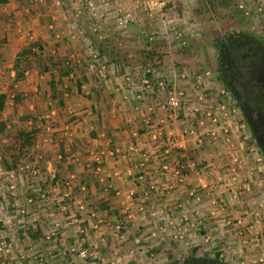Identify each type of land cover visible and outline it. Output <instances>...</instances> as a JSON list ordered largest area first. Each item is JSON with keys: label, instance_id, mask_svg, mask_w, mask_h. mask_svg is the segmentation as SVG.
I'll use <instances>...</instances> for the list:
<instances>
[{"label": "rangeland", "instance_id": "obj_1", "mask_svg": "<svg viewBox=\"0 0 264 264\" xmlns=\"http://www.w3.org/2000/svg\"><path fill=\"white\" fill-rule=\"evenodd\" d=\"M18 1L13 0V4ZM77 1L65 0L63 13L66 15L68 12V18L76 23L72 24L69 19L72 27L80 31L81 35L85 34V41L81 39L85 53L88 44L106 55L110 65L107 77L110 74L113 76L112 60L120 63L123 67L119 73L121 78L128 74L135 79V86L128 89L131 97L137 100V96H141L142 102L149 93L159 91V80L168 81L169 91L158 93L165 100L172 90L182 93L180 99L186 105L185 110L178 117L175 115L174 119L185 120V125L187 121L184 127L187 135L196 143H202L203 147L209 148L217 143L225 146L224 151L231 159L237 151L247 154V177L243 180V186L235 190L237 193H232L233 185L226 187L227 193L231 195L229 199L223 196L222 200L216 196L215 189H212L202 216L196 213L198 202L191 203L192 213L179 202L175 204L178 207L174 210H170L165 203L158 210L152 207L151 201H132L129 208L126 203H114L113 207L117 209L110 211V215H97L105 210L107 204L100 203L98 208L89 205L87 184L80 182L82 180L78 176L82 174L72 171L78 156L73 157L72 152L59 153L61 159L58 163L53 152L46 151L45 148L43 151L37 149L38 145L43 147L44 143L38 138L39 127H36V122L42 124L38 118H34L33 113L29 114L31 111L28 113L26 105L31 96L23 97L21 92L16 102L19 107L5 104L0 110V247L10 248L8 245L12 244L9 252L5 249L0 251V264H166L167 261L192 251L215 254L233 264H264V241L259 244L253 240L245 242L233 231L234 218L231 217L239 202L237 195L239 199L249 195L247 199L253 208L244 207L251 213H256L255 220L264 218V163L258 161L261 157L249 140L245 122L225 85L223 74L230 47L246 41L264 44V0H162L166 2V7L155 8L151 17L143 11L135 10V3L138 1V4H142L145 0H126L125 10L139 17L137 23H132L126 29L115 24V20L122 16L118 11L124 9V5L122 7V4L111 0L112 9L108 19L102 18L99 26L94 25L90 29L87 24L92 20L96 23L97 20L86 9L76 16L74 7ZM37 3L40 4H32ZM241 4L243 8L240 7ZM48 6L46 11L36 9L37 13L42 16L48 14ZM53 11L51 9V13ZM85 19H89L87 24L80 25L79 21ZM100 34H105L107 41H111L98 42ZM2 49H5L3 45L0 47V58L4 53ZM48 58L56 59L52 55ZM87 60H90L89 57ZM26 61L23 64L25 69L29 65L42 68L41 57L30 55ZM85 66L86 63L83 67ZM63 67L64 63L61 65L62 70ZM74 67L76 72L72 89H65L60 80V92L57 84L52 86L49 98L56 100L59 108L60 98L64 94L74 97L73 99H86L89 96L87 84H84L89 80L85 75L86 71L82 70L83 67ZM143 69L155 70L159 74L156 79L145 78L149 81L150 90L144 86L141 74ZM99 80V76H96L95 81ZM82 86L85 88L82 89ZM146 89L148 92L144 91ZM3 96L6 102L8 96L6 93ZM44 100L47 101L46 94L40 101L43 104L36 109V115L50 114L53 111ZM222 106L226 107L225 112H230L231 120L224 117L225 113L221 114ZM169 114L172 116V112L169 111ZM216 117L218 121L214 122ZM234 119L239 123L240 129L234 133L233 138H225V128L235 131L232 125L235 124ZM146 121L150 123L148 116ZM225 121L227 124L224 128ZM212 131L219 135L216 140L210 136ZM33 134L35 136L28 141L27 136ZM227 139L231 140L228 142ZM180 149L182 148L176 149L177 153ZM178 159L179 157L177 162ZM166 161L165 158L164 162ZM79 162L85 170L83 162ZM89 164L96 166L94 159L89 160ZM25 166L30 169L24 168ZM211 172L209 169L206 174ZM69 175L75 176L77 182L74 181L69 197L65 198L63 183ZM131 191L134 190H130L128 196L134 199L135 195L131 196ZM220 208H223L226 215L222 219L226 220L221 224L223 229L211 231L209 223H214L216 218L213 213ZM250 235L252 238L257 237V240H264L263 226ZM242 236L245 239V235ZM248 246L259 250L258 254L245 256L248 254ZM236 247L242 251L241 255L229 250L237 249ZM84 251L86 257L81 256Z\"/></svg>", "mask_w": 264, "mask_h": 264}, {"label": "crops", "instance_id": "obj_2", "mask_svg": "<svg viewBox=\"0 0 264 264\" xmlns=\"http://www.w3.org/2000/svg\"><path fill=\"white\" fill-rule=\"evenodd\" d=\"M58 1L60 5H57V0H19L17 4H13V0H8L7 3L0 4V47L2 45L5 47L2 49L4 53L0 58V95L7 94L6 106L17 107L19 105H16V102L21 92H23L21 94L23 97L31 96L26 105L28 113L31 111L29 114L33 113L34 118H38L42 124L36 122V127L37 125L39 127L38 138H41L44 143L43 147L38 145L37 149L50 150L58 163L61 159L59 153L72 152L73 157L78 156L73 164L75 170H71L82 174L78 177H80L79 180H82L80 182L87 184L89 189V205L98 208L100 203L107 204L105 210L98 212L97 215H110L117 209V207H113V204L118 202H121L122 205L126 203L129 208L132 201H151L152 207H156L158 210L164 203L169 205L170 210H174L178 207L175 204L179 202L185 209L189 208L188 212L193 213L191 203L198 201L190 197L192 193H195V196L200 198L196 213L202 216L205 202L209 200L212 189H215L216 196L221 199L223 196L226 199L231 198L226 189L228 185H233L232 193H237L235 190L237 191L239 186H243L245 183L243 180H246L247 177V154L245 156L240 151L235 152L233 155L241 160V164H234L233 158L231 159L230 155L225 153V146H220L217 143L208 148L203 147L202 143H196L192 137L187 135L188 132L184 128L187 121L185 125V120H176L171 117L169 110L164 106L165 98L160 96L159 91L155 90L149 93L145 101L137 102L136 98L131 97L128 86L124 85L123 78L119 75L123 68L120 63L112 60L113 76L110 74L109 77L103 79L96 65L92 67L91 59L89 60L90 64L85 50L83 51L82 41H85V34L81 35L80 31L72 27V24L76 23L68 18V12L66 15L63 13L65 0ZM79 1L77 3H80ZM115 1L122 4V7L124 5V9L127 7L126 0ZM34 2L40 4L33 5ZM49 3L51 4L48 6ZM138 3L137 1L135 4ZM47 6L49 12L46 14L47 16L37 13L36 9L45 10ZM50 8L55 11L51 13ZM88 20L79 21V24H87ZM93 22L94 20L89 22L87 28L91 29V26L101 24ZM107 38L105 34H100L98 42L111 41H107ZM27 40H33V42H27ZM5 42L6 44H4ZM32 44L41 47V50L34 52V55L41 57L42 68L29 65V68L24 71V76L17 80L14 70L16 60L20 53ZM51 55L56 59L48 58ZM84 62L86 63L85 67H83ZM63 63L62 70L60 65ZM74 65L83 67L82 70L86 71L85 75L89 80L84 84H87L89 96L86 99H73L74 97L64 94L60 98L61 108H59L56 100L52 101L49 98L52 86L57 84V90L60 92L58 89L61 86L58 81L60 80L64 83L65 89H72L76 72ZM96 76L101 79L99 82L95 81ZM59 77L61 78L59 79ZM84 88L85 86H82V89ZM61 91L63 90L61 89ZM45 94L47 101L44 100V102L51 106L53 111L50 114L36 115V109L43 104L40 101ZM30 99H32L31 102ZM53 107L56 108L53 109ZM146 116L150 123H147ZM29 123L32 125V122ZM158 132H161L162 136L156 140L154 134ZM112 147L118 149L119 153L111 156L110 149ZM178 148L182 149L177 153L176 149ZM238 148L243 150L242 147ZM96 156L102 158L101 164L99 166L96 163V166L92 167L89 160ZM178 157L181 162L179 159L178 162L176 161ZM165 158L166 162H164ZM144 160L147 161V169L141 171L137 169V164ZM79 161L83 162L85 170L78 164ZM178 163L186 166L187 178L184 183H179L174 174ZM98 166L100 171L95 170ZM234 168L237 169V173H232ZM209 169L212 172L206 174ZM70 176L72 175L67 178ZM75 180L77 182V179ZM130 190L136 192L134 199H130L128 196ZM248 197L250 196L246 195L239 199V195L236 196L239 202L237 201V206L232 212L233 231L245 242L253 240L259 244L264 240H257V237L252 238L250 234L255 230L262 229V226L264 228V218L255 220L254 214L256 213L246 210L244 206L249 209L253 208L250 206L251 202L247 199ZM189 199L192 202L188 205ZM213 215L216 219H214V223H209L212 229L210 230H222L221 224L226 221L222 220L226 216L223 208L215 210ZM236 221H238L237 224ZM216 224L219 226L218 228ZM243 234L245 239H243ZM236 248L229 250L241 255L242 251L238 247ZM246 248L248 254L245 256L248 257L255 256L259 252L254 249L255 247L249 248L248 246Z\"/></svg>", "mask_w": 264, "mask_h": 264}, {"label": "flooded vegetation", "instance_id": "obj_3", "mask_svg": "<svg viewBox=\"0 0 264 264\" xmlns=\"http://www.w3.org/2000/svg\"><path fill=\"white\" fill-rule=\"evenodd\" d=\"M225 61V85L245 122L249 140L264 163V44L259 41L237 43L229 48ZM166 264L233 263L215 254L192 251Z\"/></svg>", "mask_w": 264, "mask_h": 264}, {"label": "built area", "instance_id": "obj_4", "mask_svg": "<svg viewBox=\"0 0 264 264\" xmlns=\"http://www.w3.org/2000/svg\"><path fill=\"white\" fill-rule=\"evenodd\" d=\"M57 2H58L57 5H60V2L59 1H57ZM165 7H166L165 1H162V0H145L142 4H137L135 10L143 11L144 14L151 17L153 15V10L155 8L163 9ZM240 7L243 8L244 7L243 4H241ZM74 9L77 13L76 16H79L80 14H82L83 9H86L89 12H91L92 16L95 17L97 22H101L102 18H104L103 20L108 19V15L110 14V10L112 9V6H111V0H80V3L78 5L76 4ZM118 12L120 14H122V16H121V18L118 17V19L115 20V24L118 27H120L121 29H126L132 23H137V20L139 19V17L137 15H135L134 13H130V12L126 11L125 9H121ZM86 47H87L86 54H87V57H89V59H91V61H92V67H94L93 65H96V68L99 70L100 76L103 79H106L109 72H110V65H109V61H108L107 57L103 54V52L94 50L91 45L86 44ZM33 51L38 52V49L34 48ZM141 74H143V77H144V80L142 79L144 82V86H146V88L148 90H150L151 86L149 84V81H147L145 78L153 77L156 79V78H158L159 74L157 73V71L149 70V69L148 70L143 69L141 71ZM182 77L185 78V75H183ZM134 81H135V79L131 75L127 74V76L123 77V83H124V85L128 86L127 87L128 89L131 88L132 86H135ZM169 85H170V83L168 81L167 82L164 81L163 79L159 80L158 84H157V86L159 87V91L161 93H167V90H168L167 86H169ZM147 89L144 91H147ZM178 93L179 92H177L176 90L170 91L169 97L165 100V104H164L165 108H167L170 112H172L171 117H173V118H175V115L177 116L178 114L180 115V113L184 112L185 106H186L185 103H183L182 99H180L182 93H180V94H178ZM142 100H143V98L141 96H137V100H136L137 102L140 103V102H142ZM220 110H221V114L225 113V115H224L225 118H227L228 120H231L230 112L229 111L225 112V110H226L225 106L220 107ZM208 115L211 116V113H209ZM235 119H237V118L235 117ZM235 119H234L235 124H232L233 130H235V131H232L228 127L225 128V124H227V121H225V123L223 122L224 128H225L223 133H224L225 138L226 137L233 138L234 133L238 132V130L240 129L239 123ZM217 121H218V119L216 117L214 119V122H217ZM232 122H233V120H232ZM154 135H155V139L158 140L157 138L161 137L162 133L158 132ZM210 136H212L213 139H215V140L219 137V135L214 131L211 132ZM230 140L231 139H227L228 142ZM116 153H119V150L112 147L110 149L111 156H114ZM102 156H104V155H102ZM232 158H233V162L235 164H241L240 163L241 160L238 157L233 155ZM94 161L96 163H98L100 166L102 158L100 156H96V157H94ZM258 161H261V159H258ZM99 166L95 169L96 171H100ZM24 168H26L28 170L30 169L28 166H25ZM137 169H139L141 171L147 169V161L144 160V161L140 162L138 164ZM234 169L235 170H233L232 173H235L237 170L236 168H234ZM174 174L176 175L177 181L179 183H184L185 179L187 178L185 164L183 165L182 163H178L176 168H175ZM74 181H75V176H73V175L64 181L63 186H64V191H65V193H64L65 198L69 197L70 189L74 185ZM135 194H136L135 191H131V196H134ZM194 196H195V193H192L190 198L191 199L195 198L196 201L199 202L200 198L196 197V196L194 197ZM190 202H191V200L189 199V201H187V204L189 205ZM8 246L10 248L0 247V251L5 249L6 252H9V250L12 248V244L8 245ZM81 256L86 257L87 256L86 252L85 251L82 252Z\"/></svg>", "mask_w": 264, "mask_h": 264}, {"label": "trees", "instance_id": "obj_5", "mask_svg": "<svg viewBox=\"0 0 264 264\" xmlns=\"http://www.w3.org/2000/svg\"><path fill=\"white\" fill-rule=\"evenodd\" d=\"M7 2H8V0H0V4H5ZM34 48L41 50V47H39L36 44H32L31 46H29V48L25 49V51L21 52L20 55L18 56L16 63H15V66H14V70L16 72V79L17 80L21 79L24 76L25 68H23V66H24L23 64L27 62L26 60L28 59V57L30 55H34V51H33ZM65 74L66 73L64 72V75ZM4 105H5V96L0 95V110H2L4 108ZM34 136H35V134L27 136L26 139L29 141Z\"/></svg>", "mask_w": 264, "mask_h": 264}]
</instances>
